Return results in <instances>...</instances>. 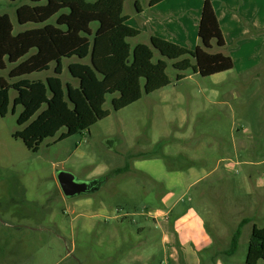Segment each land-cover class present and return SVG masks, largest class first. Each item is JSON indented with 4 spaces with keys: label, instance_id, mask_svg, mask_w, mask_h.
Returning <instances> with one entry per match:
<instances>
[{
    "label": "rangeland",
    "instance_id": "rangeland-1",
    "mask_svg": "<svg viewBox=\"0 0 264 264\" xmlns=\"http://www.w3.org/2000/svg\"><path fill=\"white\" fill-rule=\"evenodd\" d=\"M138 1L146 10L148 0ZM134 2L124 0L122 14L138 24ZM25 4L31 3L0 2V15L9 16L13 34L33 27L17 24L16 9ZM56 17L47 23L54 25ZM127 42L131 47L149 44L144 31ZM152 51L154 63H166L169 85L117 112L111 100L118 95H107L103 109L108 117L79 134L58 141L61 131L31 152L13 138L23 129L16 124L22 108L16 107L12 114L10 104L6 117H0V264H244L251 223L258 228L264 224V165L239 163L225 168L228 163L219 165V161L235 154L232 126H250L240 112L245 116L249 109L258 110L260 100L264 104V68L259 69V79L248 85L236 83L240 81L236 70L208 78L186 71L177 81L175 61ZM73 61L62 62L63 86H78L67 71ZM84 62L88 64V59ZM7 72H0V77L8 80ZM50 76H54L53 64L28 78L44 83ZM15 95L10 91L11 103ZM257 139L261 150L257 154L239 150L242 160L264 157V140ZM219 142L225 148L218 147ZM126 163L129 170L118 173ZM218 165L219 172L193 188H186L187 180L172 178L177 174L173 172L189 166L208 173ZM61 171L91 184V192L66 198L57 181ZM219 174L225 175L223 180L213 183ZM168 198L177 203L173 214L157 219L169 212ZM186 206L199 212L215 236L214 243L200 251L178 244V257L172 259L174 246L166 240L165 222L172 223L175 213L186 212ZM217 214L224 222L220 236L213 228ZM242 218L251 223L243 228L237 253L232 258L218 254L228 248Z\"/></svg>",
    "mask_w": 264,
    "mask_h": 264
},
{
    "label": "trees",
    "instance_id": "trees-1",
    "mask_svg": "<svg viewBox=\"0 0 264 264\" xmlns=\"http://www.w3.org/2000/svg\"><path fill=\"white\" fill-rule=\"evenodd\" d=\"M4 1V0H0ZM14 3L17 0H7ZM165 0H149L153 7ZM31 4L16 9L19 26L33 27L13 34L8 15H0V72L8 69L7 79L0 77V117L4 118L12 104V114L21 107L16 124L23 127L14 133L27 150L37 152L40 144L61 132L58 141L79 134L108 117L103 109L107 95L117 112L169 85L163 60L153 62V50L161 57L175 61L173 68L184 79L192 71L202 78L233 69L232 59L221 51L225 43L209 0L202 6L198 25L199 47L190 51L171 42L150 37L149 45L131 47L127 42L139 31L127 25L123 16V0H29ZM55 24L47 22L56 16ZM96 24V29L91 27ZM216 52H212L213 49ZM73 59L67 66L78 86H63L59 76L63 60ZM88 59V64L84 61ZM193 62V63H192ZM53 64L54 76L30 80L33 74L46 72ZM9 81H13L9 83ZM15 92L10 102L9 93ZM129 164L118 170L125 173ZM242 219L231 235L228 248L222 252L236 254ZM264 264V224L253 226L244 264Z\"/></svg>",
    "mask_w": 264,
    "mask_h": 264
},
{
    "label": "crops",
    "instance_id": "crops-1",
    "mask_svg": "<svg viewBox=\"0 0 264 264\" xmlns=\"http://www.w3.org/2000/svg\"><path fill=\"white\" fill-rule=\"evenodd\" d=\"M148 1L146 2L147 8L145 10L140 5L139 1L135 0L134 5L137 13L136 17L140 19V22H138V24L136 22L134 23V19L125 16L127 18L128 26L139 31V35L144 31V34L148 37V43L150 37H156L190 51L200 46L197 33L201 10L205 0H165L153 7H148ZM209 1L215 12L225 43V47L221 52H224L225 55L229 56L233 62L232 70L214 76L227 73L230 75L236 70V75L240 77V81L236 82L239 86L243 84L248 85L249 82H256L255 80L259 79V69L264 68V0ZM255 88L259 89V86L256 84ZM229 91H232V89ZM229 91H227V93ZM262 105L263 107H261ZM239 117L242 121L243 118L245 119V122L248 121L250 126H247L245 123L244 125H239L237 129H235V125L232 126L231 130L235 132L231 133L232 137L230 143L235 150V154L233 157L228 154L223 159H220L219 165L221 162L228 163L226 164L227 166H224L225 168H227L228 165H237L239 163L255 166L264 165V157L260 159L256 157L253 159L250 156L242 160L240 158L241 156L237 155L239 150L243 151L244 154L249 153L248 151L250 150H255V154H257L262 148V144L258 142L257 138L262 136L264 140L263 100H260L258 110L251 111L249 109L246 111L245 116L244 111H241ZM218 145V147L225 148V145L223 146L220 142ZM138 158H140V156ZM251 159L254 162H252ZM218 166H214L213 170L208 173L204 170L202 173H198L193 166L181 170L177 169L180 171L173 172L177 174L172 178L173 180H187L186 188H193L204 178H208L210 175L219 172L220 166L219 168ZM224 176V174L216 175L212 182H220L223 180ZM168 201L169 198L166 199L165 202ZM167 204L170 207L169 212L162 214V216L158 214L156 217L157 219H163L168 215L167 213L170 215L173 214L177 203L168 202ZM206 205L207 209H210V206H208V204ZM217 215L218 217H216L214 221L213 228L217 231L216 236H220V233L224 228V222L220 217V214ZM250 223L251 220L249 219V223L246 225ZM165 224L166 228L169 230L166 240L169 244L174 246L170 255L172 259L174 256L176 258L178 257V244L183 247L192 246L195 248V251H200L203 248L211 247L214 243V234L208 230L206 223L199 212L196 213L195 209L191 206H188L187 211L184 213L182 210L180 213L176 212L173 222L171 223L166 219ZM251 224L253 228L255 224L253 222ZM222 250L224 251L226 249ZM223 251H219L218 254Z\"/></svg>",
    "mask_w": 264,
    "mask_h": 264
},
{
    "label": "water",
    "instance_id": "water-1",
    "mask_svg": "<svg viewBox=\"0 0 264 264\" xmlns=\"http://www.w3.org/2000/svg\"><path fill=\"white\" fill-rule=\"evenodd\" d=\"M57 181L62 194L66 198H72L91 192V184L76 180L75 176L69 172H59L57 174Z\"/></svg>",
    "mask_w": 264,
    "mask_h": 264
}]
</instances>
